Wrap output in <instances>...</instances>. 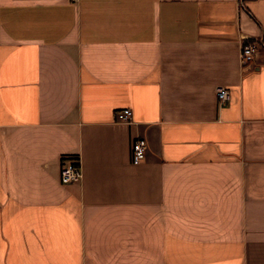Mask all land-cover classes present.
Returning a JSON list of instances; mask_svg holds the SVG:
<instances>
[{
  "label": "crops",
  "instance_id": "0c3cea01",
  "mask_svg": "<svg viewBox=\"0 0 264 264\" xmlns=\"http://www.w3.org/2000/svg\"><path fill=\"white\" fill-rule=\"evenodd\" d=\"M0 264H264V0H0Z\"/></svg>",
  "mask_w": 264,
  "mask_h": 264
},
{
  "label": "built area",
  "instance_id": "2783aa9c",
  "mask_svg": "<svg viewBox=\"0 0 264 264\" xmlns=\"http://www.w3.org/2000/svg\"><path fill=\"white\" fill-rule=\"evenodd\" d=\"M258 43L256 41L244 42L240 51V61L242 65L249 64L250 60L256 54ZM217 95L220 104H225L229 98L230 93L226 87H219ZM132 115L130 109H124L121 117L127 120ZM147 152V143L144 138L136 137L132 140L130 150V161L132 164H140L145 161ZM82 177L81 163L78 157H64L61 160L60 180L66 185L80 181Z\"/></svg>",
  "mask_w": 264,
  "mask_h": 264
},
{
  "label": "trees",
  "instance_id": "16d2710c",
  "mask_svg": "<svg viewBox=\"0 0 264 264\" xmlns=\"http://www.w3.org/2000/svg\"><path fill=\"white\" fill-rule=\"evenodd\" d=\"M243 2V0H241Z\"/></svg>",
  "mask_w": 264,
  "mask_h": 264
}]
</instances>
